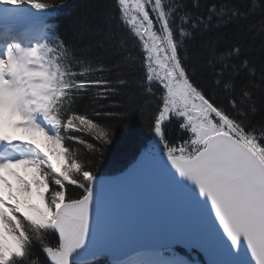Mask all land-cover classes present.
I'll list each match as a JSON object with an SVG mask.
<instances>
[{
    "label": "snow or ice",
    "instance_id": "obj_1",
    "mask_svg": "<svg viewBox=\"0 0 264 264\" xmlns=\"http://www.w3.org/2000/svg\"><path fill=\"white\" fill-rule=\"evenodd\" d=\"M196 7L0 0V264H195L189 249L206 264H264V40L248 43L264 36V0L243 10L213 5L207 16ZM69 8L61 35L51 19ZM249 16L258 19L239 27L227 50L214 36L183 54L213 18L219 28ZM129 41L142 49V74ZM202 70L210 72L203 83ZM135 116L152 136L143 156L161 165L182 204L148 236L103 223L100 170L115 124ZM172 123L179 136L170 140ZM36 137L64 163H52Z\"/></svg>",
    "mask_w": 264,
    "mask_h": 264
},
{
    "label": "water",
    "instance_id": "obj_2",
    "mask_svg": "<svg viewBox=\"0 0 264 264\" xmlns=\"http://www.w3.org/2000/svg\"><path fill=\"white\" fill-rule=\"evenodd\" d=\"M143 155H138L122 173L102 177L103 223L114 234L134 232L148 236L166 227L182 211L180 194L169 186L161 165ZM194 250L206 262L205 255Z\"/></svg>",
    "mask_w": 264,
    "mask_h": 264
},
{
    "label": "trees",
    "instance_id": "obj_3",
    "mask_svg": "<svg viewBox=\"0 0 264 264\" xmlns=\"http://www.w3.org/2000/svg\"><path fill=\"white\" fill-rule=\"evenodd\" d=\"M111 3V0H108ZM188 8L192 9L193 4L197 0H184ZM250 0H198V7L194 8L193 11L200 16H207L209 14V9L215 5L219 8L223 4H229L230 6H235L239 9H246L249 5ZM74 6H82L85 3V0H70ZM73 9H64L60 12L58 19L55 22V27L57 32L61 35L65 34V30L71 19ZM256 19L253 16H249L247 20H233L221 27L217 28L216 20L213 18L212 27L207 32H199L195 36L194 41H189L187 44V50L184 52V55L191 54L201 41L207 40L210 37L221 36L223 39L218 44V49L221 51L227 50L230 45L235 43L233 38V33L241 26L245 25L248 22H255ZM114 31L124 35L126 29L122 25H117L115 22L112 24ZM264 40V36L256 35L255 39H249L248 43L253 46H258L260 42ZM131 54L135 59L137 74H142L141 71V59H142V49L131 44ZM251 50V49H249ZM110 63V61H108ZM239 60L233 61V63H239ZM198 82H206L210 79V72L202 70L197 74ZM157 101L152 99L149 104V110L151 112L155 111ZM116 134L113 144L109 147L108 152L106 153V160L102 166L101 175L111 176L121 171L125 170L141 152H144L152 143V136L149 133L145 123L141 120L139 116L133 117L127 125L115 124ZM169 139H176L179 136V131L176 123L170 124L168 128ZM82 149V146H77ZM86 154L87 149H82ZM71 187V186H70ZM73 196L79 195V192H73ZM103 260V259H102Z\"/></svg>",
    "mask_w": 264,
    "mask_h": 264
},
{
    "label": "bare ground",
    "instance_id": "obj_4",
    "mask_svg": "<svg viewBox=\"0 0 264 264\" xmlns=\"http://www.w3.org/2000/svg\"><path fill=\"white\" fill-rule=\"evenodd\" d=\"M36 142L40 144L42 151L49 152L50 160L52 163L57 164V165H62L64 163V160L62 158H60L54 154L56 152V149L54 146L49 145L48 142L45 141L42 137H36ZM16 171H18L19 174L21 176H23L25 179H28L29 181H31L32 178H31V172L30 171L25 172L22 169H17ZM8 180L10 183H12L13 190L15 191V189L18 187L16 184L15 177L9 175ZM35 191H36V188H35V186H33V192L35 193ZM5 195H7L6 190H5Z\"/></svg>",
    "mask_w": 264,
    "mask_h": 264
},
{
    "label": "rangeland",
    "instance_id": "obj_5",
    "mask_svg": "<svg viewBox=\"0 0 264 264\" xmlns=\"http://www.w3.org/2000/svg\"><path fill=\"white\" fill-rule=\"evenodd\" d=\"M23 170V169H22ZM23 171H25V170H23ZM31 178H32V176H31ZM17 184V183H16ZM18 186V185H17ZM21 198H23V197H21ZM86 254L87 253H85V256H86ZM88 255V254H87ZM195 264H202V263H195Z\"/></svg>",
    "mask_w": 264,
    "mask_h": 264
}]
</instances>
